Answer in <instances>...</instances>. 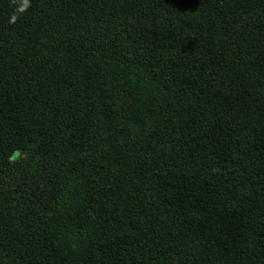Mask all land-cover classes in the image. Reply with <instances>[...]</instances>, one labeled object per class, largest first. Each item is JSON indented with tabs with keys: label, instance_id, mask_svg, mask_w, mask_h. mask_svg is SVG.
I'll use <instances>...</instances> for the list:
<instances>
[{
	"label": "trees",
	"instance_id": "obj_1",
	"mask_svg": "<svg viewBox=\"0 0 264 264\" xmlns=\"http://www.w3.org/2000/svg\"><path fill=\"white\" fill-rule=\"evenodd\" d=\"M27 3L0 0V264H264V0Z\"/></svg>",
	"mask_w": 264,
	"mask_h": 264
},
{
	"label": "clouds",
	"instance_id": "obj_2",
	"mask_svg": "<svg viewBox=\"0 0 264 264\" xmlns=\"http://www.w3.org/2000/svg\"><path fill=\"white\" fill-rule=\"evenodd\" d=\"M30 6V4L27 3V0H25V8L21 10H26V7ZM16 17L13 16L10 22H15Z\"/></svg>",
	"mask_w": 264,
	"mask_h": 264
}]
</instances>
